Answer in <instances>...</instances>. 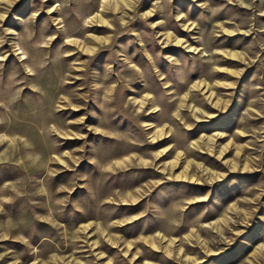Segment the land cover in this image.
Listing matches in <instances>:
<instances>
[{
    "label": "rangeland",
    "instance_id": "rangeland-1",
    "mask_svg": "<svg viewBox=\"0 0 264 264\" xmlns=\"http://www.w3.org/2000/svg\"><path fill=\"white\" fill-rule=\"evenodd\" d=\"M0 264H264V0H0Z\"/></svg>",
    "mask_w": 264,
    "mask_h": 264
}]
</instances>
